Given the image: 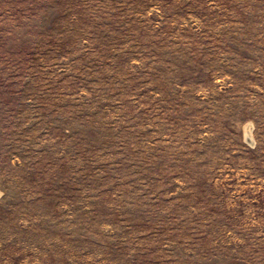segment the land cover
<instances>
[{"label":"rangeland","instance_id":"rangeland-1","mask_svg":"<svg viewBox=\"0 0 264 264\" xmlns=\"http://www.w3.org/2000/svg\"><path fill=\"white\" fill-rule=\"evenodd\" d=\"M0 264H264V0H0Z\"/></svg>","mask_w":264,"mask_h":264}]
</instances>
